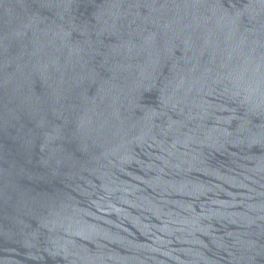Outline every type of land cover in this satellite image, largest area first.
<instances>
[{"label": "water", "instance_id": "95a60500", "mask_svg": "<svg viewBox=\"0 0 264 264\" xmlns=\"http://www.w3.org/2000/svg\"><path fill=\"white\" fill-rule=\"evenodd\" d=\"M0 264H264V0H0Z\"/></svg>", "mask_w": 264, "mask_h": 264}]
</instances>
